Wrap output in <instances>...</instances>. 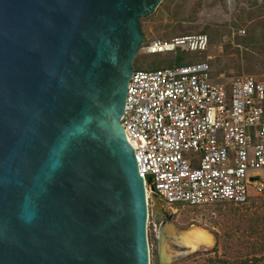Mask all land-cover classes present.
<instances>
[{
    "label": "water",
    "instance_id": "water-1",
    "mask_svg": "<svg viewBox=\"0 0 264 264\" xmlns=\"http://www.w3.org/2000/svg\"><path fill=\"white\" fill-rule=\"evenodd\" d=\"M165 1L0 0V264H151L122 119L142 22ZM152 199L159 264L218 250L214 231L179 228Z\"/></svg>",
    "mask_w": 264,
    "mask_h": 264
},
{
    "label": "built area",
    "instance_id": "built-area-1",
    "mask_svg": "<svg viewBox=\"0 0 264 264\" xmlns=\"http://www.w3.org/2000/svg\"><path fill=\"white\" fill-rule=\"evenodd\" d=\"M210 46L207 34H194L146 40L141 53L177 60ZM210 60L135 68L122 124L145 180L150 217L152 194L172 208L245 206L264 197V79L221 82Z\"/></svg>",
    "mask_w": 264,
    "mask_h": 264
},
{
    "label": "rangeland",
    "instance_id": "rangeland-1",
    "mask_svg": "<svg viewBox=\"0 0 264 264\" xmlns=\"http://www.w3.org/2000/svg\"><path fill=\"white\" fill-rule=\"evenodd\" d=\"M258 2L253 6V3ZM263 0H166L153 18L142 22L146 40H171L203 30L218 32L206 53L145 56L139 53L136 69L158 70L192 64L211 57L214 74L221 82L240 77L264 79V13L246 20ZM241 16V18H239ZM243 19V20H240ZM212 38V37H211ZM217 82V81H216ZM173 223L181 229L202 226L219 237L214 253L176 264H264V197L253 196L245 206L210 207L176 205ZM152 216L148 223L151 264H159L158 229Z\"/></svg>",
    "mask_w": 264,
    "mask_h": 264
},
{
    "label": "trees",
    "instance_id": "trees-1",
    "mask_svg": "<svg viewBox=\"0 0 264 264\" xmlns=\"http://www.w3.org/2000/svg\"><path fill=\"white\" fill-rule=\"evenodd\" d=\"M255 4H257L256 6H258V2H255V3H253V6L255 5ZM264 13V0H263V3H262V5H260L259 7H257V9H255L254 11H250L249 13H248V17H247V19L246 20H254V18H255V16H258V14H263ZM239 18H241V16L239 17ZM240 20H243V19H240ZM200 34H207L209 37H210V39H211V43H212V40L213 39H215V38H217L218 36H219V34H218V32H216V31H213V32H209V31H207V30H203ZM188 35H193V34H188ZM181 36H187V34L186 35H181ZM177 37H179V36H177ZM212 37V38H211ZM175 38V37H174ZM207 59V58H206ZM138 61V60H137ZM136 64V63H135ZM136 66V65H135Z\"/></svg>",
    "mask_w": 264,
    "mask_h": 264
},
{
    "label": "bare ground",
    "instance_id": "bare-ground-1",
    "mask_svg": "<svg viewBox=\"0 0 264 264\" xmlns=\"http://www.w3.org/2000/svg\"><path fill=\"white\" fill-rule=\"evenodd\" d=\"M173 209H174V208H173ZM172 218H173V216H172ZM172 218H171V219H172ZM157 232H158V236H159L160 228L158 229V231H157Z\"/></svg>",
    "mask_w": 264,
    "mask_h": 264
},
{
    "label": "flooded vegetation",
    "instance_id": "flooded-vegetation-1",
    "mask_svg": "<svg viewBox=\"0 0 264 264\" xmlns=\"http://www.w3.org/2000/svg\"><path fill=\"white\" fill-rule=\"evenodd\" d=\"M163 222V220H160V223H162Z\"/></svg>",
    "mask_w": 264,
    "mask_h": 264
}]
</instances>
